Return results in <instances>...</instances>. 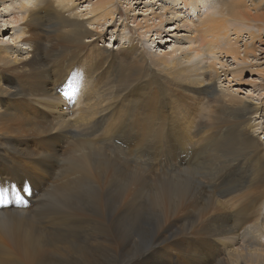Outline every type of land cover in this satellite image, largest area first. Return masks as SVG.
<instances>
[{"label": "bare ground", "instance_id": "1", "mask_svg": "<svg viewBox=\"0 0 264 264\" xmlns=\"http://www.w3.org/2000/svg\"><path fill=\"white\" fill-rule=\"evenodd\" d=\"M74 1L79 3L91 0H35L34 6L27 13L24 32L27 36L23 41L30 47V54L24 60L18 61L16 57L9 59L7 48L0 49L2 115L8 113L15 117L17 113H28V123L31 122L30 126L32 124L31 134L44 136L37 139V148L34 150L29 148V141L24 139L22 128L13 129L17 133H14V137H5L8 132L4 129L5 136L0 138V192L9 194V199L12 197V190L18 182L24 180L20 178L22 176H16L21 169L26 170L23 176L27 175L32 183L30 193L39 192L45 185L44 178L40 176L46 175V172L48 178L51 174L57 178V146L61 141L90 148L95 144L113 145L118 150L111 148L113 160L133 164L139 171L140 174L131 172L134 187L151 179L153 200L169 210L171 222L185 220L182 216L200 204L202 190L210 189L208 200H212L215 208H218L210 214L206 206L201 205L195 218L199 219V223L205 221L198 223L199 226L194 229L181 225L185 231L184 238H197L191 244L200 242L196 249L189 250L185 255L180 254L182 259L189 264H202V253L209 251L208 261L264 264V241H260L256 233L260 229L264 231L260 216L264 203V142L260 143L250 132L252 125L248 123V115L254 111L253 106L244 99L230 95L227 89L217 91L213 86L220 74L213 66L205 69L195 67L193 70L180 67L183 61L175 59L174 50L162 56L150 57L144 56L137 45L132 43L118 53L100 52L97 41L103 34L91 31L87 24L97 26L100 21H112L113 11H107V8L114 1L93 0L90 13L96 14V18L91 20L74 12ZM134 1V4H140V0ZM167 1L170 0L157 1L163 13L149 12L151 20L157 21V25H148L147 18L140 23L134 17L129 18L126 12L124 15L128 16L135 29L149 33L168 21L165 16L169 15V9L163 8ZM212 1L206 0L210 6L209 13L198 18L196 25L190 20L193 30L185 37L187 46L177 49L182 51L180 57L187 59V52L190 55L202 51L212 55L219 53L229 57L236 65L243 64L234 71L223 72L224 76L227 73L232 77L244 72L261 73L249 67L247 58L253 56L254 42L264 44L262 35L258 34L264 30V13H257L264 5L263 0H256L253 14L246 3H253L254 0H230V7L224 5L223 10L222 7H215ZM172 4L171 10L177 11L175 6L182 5L180 9L185 13L187 11L186 15L196 16L197 7L191 0H178ZM174 14L177 15L176 12ZM252 25L255 32L250 30ZM45 27L49 28V38H44ZM229 32L235 34L236 40L247 36L249 43L244 42L241 50L235 40L232 43ZM260 52L264 55L263 50ZM8 66H12V70H2ZM209 71L211 73L208 74ZM4 74H13L16 78L7 79ZM78 76L84 80L80 82L79 88L74 84ZM190 77L199 79L191 80ZM2 82L12 83L14 88L10 90L11 94L1 88ZM82 88L84 92L81 94L80 106L75 111L69 107L64 109L62 97ZM179 95L184 97L179 99ZM186 98L196 103L186 107ZM171 102L175 104L172 108ZM169 107L171 113L167 116ZM69 112H73L74 116H69ZM199 114L203 117H199ZM186 117L192 120L189 126L191 124L192 127H199L196 130H205L200 140L193 137L183 139L182 134L180 137L181 129L191 132L190 128H184L188 123ZM209 131L207 136L206 132ZM98 133H102V138L98 137ZM111 134L112 137H104ZM226 140L234 148L238 145L242 152L243 169L247 168L248 173V182L244 187L239 190L226 189L220 186L222 183L218 179L204 181L192 177L189 183L180 180L194 165L209 162V159L197 156L200 152L209 151L210 147L215 146L214 141L217 151L222 152ZM125 145L138 147L135 150V163L131 162L128 154H124L130 146L120 152L119 146ZM95 150L93 155L98 156V160L91 162L86 155H81L75 167L68 168L60 175L63 180L59 185H49L46 190L42 188L41 192H77L85 179L106 185L109 182L106 174H110L113 168L105 160L106 156ZM160 150H166V155L155 158ZM121 154L125 155L124 159L118 157ZM194 156L197 157L193 159ZM222 169H225L224 166ZM195 185L199 189L196 194L192 192ZM245 187L246 190L237 195ZM19 192L20 195L24 193ZM33 197L37 199V196ZM224 197H229V203H226L229 205L218 200ZM3 208L17 209L13 200L10 206ZM72 211L84 220L70 225L71 233L60 232L62 228L57 230V217L53 219L47 216L43 220L34 219L33 222L31 217H26L20 221L6 219L9 216L4 212L0 220V246L7 255V264H78L94 255L99 257L102 264H130L127 249L135 248V239L125 233L114 219L108 218L88 232L90 219H85V211H76L75 207ZM64 225L62 222L61 226ZM76 230L88 233H75ZM160 242L157 247L162 245ZM188 248L185 247L182 252ZM115 249L120 251L115 252ZM148 257L149 254L144 261Z\"/></svg>", "mask_w": 264, "mask_h": 264}, {"label": "rangeland", "instance_id": "2", "mask_svg": "<svg viewBox=\"0 0 264 264\" xmlns=\"http://www.w3.org/2000/svg\"><path fill=\"white\" fill-rule=\"evenodd\" d=\"M53 1L57 2V0ZM113 1V5H110V7L107 8V11H113V14H111L113 15L112 21H100V25L97 26L96 24H87V28L91 31H99L103 34L97 41V47L101 50L100 52L108 51L118 53L122 49H127V47L133 43L137 45V47L140 49L139 51L143 53L144 56H162L164 53H171L174 50V52H176L175 59L179 62L183 61L181 62L180 67H187L189 70H193L195 67H201L205 69L207 67L213 66L220 74L218 80H215L213 87L217 91H224L227 89L230 95L238 97L239 99H244L253 106L254 111L248 115V123L252 125L250 132L255 138L259 140L260 143L264 142V55L260 52L262 50L264 51V44H260V41L254 42L253 48L255 51L252 53L253 56H249L247 58V64L249 67L260 70L261 73L259 72L250 74L249 72H244L237 77H232L229 73H227L224 76L223 72L234 71L243 64L238 63L236 65L229 57H226L223 54L217 53L216 55H212L206 51H202L199 54L191 53V55L187 52L188 58L183 59L179 55L182 51L177 50L178 48L184 49L185 46H187L188 42L187 38L185 39V37H188L193 30L192 25H190L192 24L191 21H193L196 25L198 18H203V14L206 15L209 13L210 6L206 3V0H191V2L195 5V8L197 7L195 10L196 16H192L191 14L186 15L187 11L185 13L184 10L180 9L182 5L175 6L177 11L171 10L173 7V4L171 5V3H175L178 0L167 1L168 3L166 2L165 5L163 4V8L169 9L167 12L169 15L165 16L168 21L162 26H156L153 30L149 31V33L142 29H135L129 18L134 17L135 21L140 23L144 21V18H147L148 25H157V21L151 20L152 18L149 16V12H156L157 14L163 13L162 8L159 6L160 3L157 2L159 0H140V4L138 5L134 4V0ZM92 2L93 0L90 2L79 1V3L78 1H74V12L87 20L96 18V14L90 13V10L93 9ZM212 2L215 3V7H219V9L222 7L221 10L224 9V5L226 7H230V0H213ZM256 2L257 1L254 0L253 3H246V6H248L252 14L255 12L252 9L255 8L254 4H256ZM179 3L180 2H178V4ZM34 4L35 0H0V49L7 48L9 59H14V57H16V60L21 61L26 58L27 54H30V47L26 42L23 41V38L27 36L24 34V32H26V24L28 20L27 13L28 10L34 6ZM124 12L127 13L129 18L127 15V17L124 15ZM174 12H176L178 16H175ZM257 13H264V5L261 6ZM4 29H6V31L2 32ZM250 30L254 32L256 31V29L253 28V25L251 26ZM43 31L45 32L44 38H49V28L45 27ZM229 34L233 40L232 43H234L235 40V42L241 47V50L244 42L249 43L247 36L236 40L235 34H232V32H229ZM258 34H261V39H264V30ZM2 70L10 71L12 70V66L5 67ZM209 73H211V71H209L208 74ZM4 75L7 76V79L14 80L15 75ZM190 78H192L191 80L199 79V77ZM74 81V84H77L79 88L81 86L80 82H83L84 80L78 76V78ZM1 88L6 90V92H8L7 94H11L12 91L10 90H13L14 86L10 82H2ZM176 89L178 88L176 87ZM77 90H74V92L71 91L70 93L66 94V96L62 97V100L65 102V105L63 106L64 109L69 107L71 110H76L80 106L82 100L81 94L84 92V88L81 89L82 91L79 90L80 92ZM184 95L190 96L191 94ZM0 97L2 98L3 95ZM178 97L181 99L184 96L179 95ZM193 103L196 102L186 98V107L192 105ZM174 105L175 104H173V102L170 103L171 108L174 107ZM170 107L166 111L167 116L171 113ZM178 107L180 108V106ZM209 108L211 109L212 105H210ZM194 111L195 110L192 112ZM73 112H69L71 113L69 116H74ZM2 114H4V112L0 100V138H3L5 132L4 129H6L8 132V135H4L5 137H14L17 133H15L13 129L22 128L25 133L23 134V136L25 135L24 139L29 141V148L35 150L37 148L35 144L38 143L37 139L43 138L44 136L40 137L39 133H37L36 136L31 134L30 128L32 127V124L30 126L31 122L28 123L30 118L28 113H17V116L15 117L8 115V113L7 115ZM22 116H24V118ZM25 116H28V119ZM199 117H203V115L199 114ZM190 120L191 119L189 117H186V121L188 123L184 128H190L191 132L181 129L180 137L182 134L183 139L193 137V139L197 138L200 140L201 136L205 133V130H196L199 127H192L191 124L189 126V123L192 121ZM14 123H18L19 125ZM105 129L106 128H103V130ZM230 131H233V129H230ZM12 132L13 134H10ZM101 134L102 133H98V137L102 138ZM209 134L210 131L209 133L206 132L207 136H209ZM104 137H112V134L105 135ZM60 143L61 144L57 146V178L55 177V174H51V177L48 178L49 176L47 175V172L46 175L44 174L43 176H40L41 178H44L43 181L45 185L42 187L44 190H46L48 188L47 186L49 185H59L63 180L60 175L68 168H71L74 166V164L78 163L81 155H86L87 159L91 162L98 160V156L93 155L94 149L99 150V152L105 155V160L113 168L110 174H106V178L109 182L104 185L102 183H95L93 180L85 179L82 181L81 188L77 192L55 193L56 190L53 193L41 192L43 190L41 188L42 190L40 189L37 193H30L29 191H32L33 189L32 183L30 184V178H28L27 175L23 176L26 170L21 169L19 170L20 172L18 171L20 174H16V176H22L20 178H24V180L18 182L15 188L12 190V197L9 199V194L0 192V211H2L0 212V220L3 219L4 212H7L9 216L6 219L11 218L13 220L20 221L26 217H31L32 222L34 219L43 220L47 216H50L53 219L57 217V230L62 228V231L60 232L67 231L71 233L72 231L69 229V226L84 220L73 213L72 208L75 207L76 211L79 209L85 211V219H90L87 230L88 232L94 229L96 225H100L108 218H112L116 221L118 226L122 227L125 233L135 239V248L127 249V254L130 258V264H189L187 260L180 257V254L184 253L183 255H185L189 250L196 249L197 244L200 242L197 241L195 244H191V242L193 240H197V238H184L185 231L182 230L183 228L181 225H184L185 228H197L199 226V219H196L195 215L201 205L206 206V211L208 213H215L213 210L217 209L218 207L215 208L216 206L212 203V200H208L210 189L205 188L202 190L201 193L203 195L199 201L200 204L197 206V208L189 209L182 216V218L185 220L179 221L178 223L171 222L169 210L164 206L157 205L153 200V187L151 179H146L143 185L134 187L132 185L133 182L131 181V172H135L137 174L140 173L133 164H125L123 162H115L113 160V152L111 151V148L118 152V150L113 145L108 146V144H95L92 148H90L87 145L73 144V142L71 143V140L69 142L71 144H68V142L62 143V141ZM214 143L215 146L210 147L209 151L203 150L197 155L209 159V162L207 164L200 163L194 165L191 169H189V173L182 175L183 178L181 177L180 180L184 179L186 183H189L192 177H199L204 181L218 179L219 182L222 183L220 184L221 187L233 190L241 189L248 182V173L247 168L243 169L244 162L242 161L243 156L242 152L240 151V147L236 145L237 147L234 148V146H231L226 140L224 150L222 152H218L216 142L214 141ZM132 145L135 144L133 143ZM126 146L130 147L129 149L127 147V150L125 149V151L123 149L126 148ZM119 147L120 152L125 151L124 154H128V158H130L131 162H136L135 150L138 148L137 146L125 145ZM151 153H149L150 158L152 156ZM165 155L166 150H160L155 155V158L164 157ZM197 156H194L193 159H195ZM118 157L120 159H124L125 155L121 154L118 155ZM193 159L191 160L190 164L192 163ZM222 166H224L225 169L220 170ZM13 179L14 181L16 180L15 177ZM196 187L197 185H195V190L192 189V192L195 194L198 193L199 190L198 187ZM246 188L247 187L243 188L240 192H238L237 195H240L241 192H244ZM134 189L135 192H133ZM19 191H23L24 193L20 195ZM33 195L37 196V199H35ZM228 199L229 197H224L219 198L218 200H220L221 203L223 201L225 205L226 203H229V201H227ZM12 200L15 201V206L17 209L10 208L6 210L7 208H3L10 206ZM4 209L6 211H4ZM18 210L21 212L15 213ZM260 216L262 220L261 222L263 224L264 203L261 206ZM203 221L205 220H201L200 223ZM62 222L65 224L64 226H61ZM179 228L183 232L180 231ZM88 232L81 230L75 231V233L79 234ZM256 233L260 241H264V231L260 229L257 230ZM158 241L162 242V245L159 247H157L159 243ZM189 244H191L192 247ZM185 247L189 248L186 252H182ZM8 250L6 251L8 252ZM114 251L119 252L120 250L115 249ZM174 252L177 253V255H175ZM148 254L149 257L144 261L145 256ZM209 254V251L202 253V264H226L225 262L208 261ZM6 257L7 255L5 254V251L0 246V264H7V261L5 260ZM78 264L102 263L99 257L94 255L91 259L84 260Z\"/></svg>", "mask_w": 264, "mask_h": 264}]
</instances>
